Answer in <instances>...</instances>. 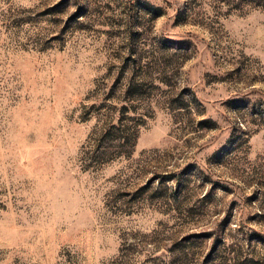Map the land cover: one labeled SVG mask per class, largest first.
<instances>
[{
	"label": "rangeland",
	"instance_id": "374dc122",
	"mask_svg": "<svg viewBox=\"0 0 264 264\" xmlns=\"http://www.w3.org/2000/svg\"><path fill=\"white\" fill-rule=\"evenodd\" d=\"M0 264H264V0H0Z\"/></svg>",
	"mask_w": 264,
	"mask_h": 264
}]
</instances>
